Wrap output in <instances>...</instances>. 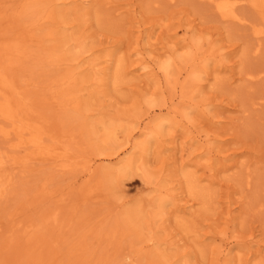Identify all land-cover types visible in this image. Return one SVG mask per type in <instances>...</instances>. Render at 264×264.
I'll use <instances>...</instances> for the list:
<instances>
[{"label": "rangeland", "instance_id": "obj_1", "mask_svg": "<svg viewBox=\"0 0 264 264\" xmlns=\"http://www.w3.org/2000/svg\"><path fill=\"white\" fill-rule=\"evenodd\" d=\"M0 264H264V0H0Z\"/></svg>", "mask_w": 264, "mask_h": 264}, {"label": "bare ground", "instance_id": "obj_2", "mask_svg": "<svg viewBox=\"0 0 264 264\" xmlns=\"http://www.w3.org/2000/svg\"><path fill=\"white\" fill-rule=\"evenodd\" d=\"M171 59H169V61H170ZM171 62L173 63V61L171 60ZM169 68H170V64L169 63H166V64H164L163 66H162V69L164 70L163 71V74H164V76H166V77H168L169 76ZM250 76H251V74L250 73H248ZM253 76V75H252ZM196 77H197V75L196 76H194V79L196 80ZM254 77V76H253ZM199 78V77H198ZM197 78V79H198ZM168 80H169V78H168ZM169 82H170V80H169ZM184 82V81H183ZM181 84H183V83H181ZM181 87V86H180ZM182 92V91H181ZM143 129V128H142ZM189 180H190V178H188ZM188 180V181H189ZM248 180V179H247ZM248 184V183H247ZM189 189H190V192L189 193H192V192H196V194L197 193H199L198 192V190H197V188H196V185L194 184V182H193V180L191 179L190 181H189ZM192 191V192H191ZM196 194H194V195H196ZM200 194V193H199ZM198 194V195H199ZM162 228V227H161ZM130 254V253H129Z\"/></svg>", "mask_w": 264, "mask_h": 264}]
</instances>
